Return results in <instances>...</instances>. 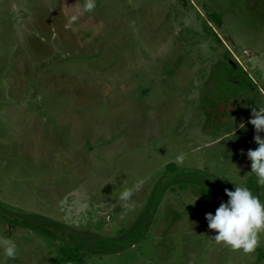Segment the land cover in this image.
<instances>
[{"label":"rangeland","instance_id":"374dc122","mask_svg":"<svg viewBox=\"0 0 264 264\" xmlns=\"http://www.w3.org/2000/svg\"><path fill=\"white\" fill-rule=\"evenodd\" d=\"M256 103L264 0H0V264H264L205 219L264 201Z\"/></svg>","mask_w":264,"mask_h":264},{"label":"clouds","instance_id":"9594fccd","mask_svg":"<svg viewBox=\"0 0 264 264\" xmlns=\"http://www.w3.org/2000/svg\"><path fill=\"white\" fill-rule=\"evenodd\" d=\"M93 7L94 3L87 4L88 10ZM256 105L257 107H252L251 117L247 123L255 129L256 134L253 139L257 147L248 149L246 156L251 161L250 172L255 174L258 183L264 184V136L261 135L264 133V105L257 103ZM237 129L247 130L243 120L237 124L234 119L229 126V135L236 137ZM241 152L243 154V150ZM177 159H183V157L178 156ZM234 186V190L224 189L228 197L227 201L219 204L215 214L206 213L205 219L208 228L215 230L214 238L217 242H222L233 250H242L243 253L249 254L258 247L260 235L264 234V201L254 195L247 186L235 184ZM133 195L132 190L125 191L121 195L120 200L126 209L130 208ZM198 197L199 195L196 199ZM0 250L8 258H15L17 255V245L11 238L0 237Z\"/></svg>","mask_w":264,"mask_h":264},{"label":"trees","instance_id":"16d2710c","mask_svg":"<svg viewBox=\"0 0 264 264\" xmlns=\"http://www.w3.org/2000/svg\"><path fill=\"white\" fill-rule=\"evenodd\" d=\"M248 188L252 191L256 193V183L253 180L252 176L250 178V183ZM200 192L202 193L203 196L208 195L210 192V190L208 189V187H205L204 189H199ZM211 194V193H210ZM17 223H19V221H16ZM25 226H30L32 229L34 230H39L40 228L36 225V224H30V223H26ZM45 231L43 232H47L48 234L55 236L54 233L50 230V229H44ZM40 231V230H39Z\"/></svg>","mask_w":264,"mask_h":264}]
</instances>
